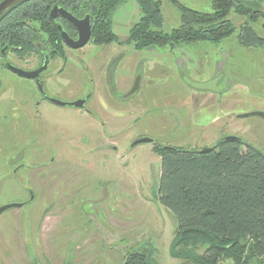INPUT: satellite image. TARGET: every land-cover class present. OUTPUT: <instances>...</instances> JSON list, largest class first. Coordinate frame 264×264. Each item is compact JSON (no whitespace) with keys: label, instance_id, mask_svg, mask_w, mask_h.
I'll return each instance as SVG.
<instances>
[{"label":"rangeland","instance_id":"rangeland-1","mask_svg":"<svg viewBox=\"0 0 264 264\" xmlns=\"http://www.w3.org/2000/svg\"><path fill=\"white\" fill-rule=\"evenodd\" d=\"M157 1L159 30L180 27V9ZM178 1L213 11L212 0ZM140 17L136 1L125 0L111 15L119 42L90 39L78 49L63 47V58L51 52L40 77L44 96L64 102L87 97L84 108L48 101L32 80L0 63V100L28 101L32 115L24 167L14 175L6 165L11 153L1 157L0 206H22L0 213V264H119L135 250L150 253L158 264H179L168 253L177 222L158 201L160 156L154 146L199 151L236 136L264 154V118L239 117L264 112V52L235 37L244 18L231 13L235 33L217 44L138 50L125 42ZM254 27L264 36L258 23ZM21 56L8 52L7 60L24 69L39 64L37 52ZM137 76L138 89L124 97ZM201 79L216 81L215 89L186 82ZM206 93L214 96L200 95ZM214 113L224 115L211 120ZM17 127L20 139L24 122L19 119ZM143 137L153 141L132 146Z\"/></svg>","mask_w":264,"mask_h":264},{"label":"trees","instance_id":"trees-1","mask_svg":"<svg viewBox=\"0 0 264 264\" xmlns=\"http://www.w3.org/2000/svg\"><path fill=\"white\" fill-rule=\"evenodd\" d=\"M125 0H27L16 4L0 20V45L18 55L48 42L55 54L63 42L50 8L61 3L77 17L90 14L95 44L119 42L112 30L113 10ZM141 17L125 43L142 50L150 46L170 49L198 42L219 43L236 28L229 15L244 18L235 35L244 47L264 52V0H212L213 11L202 12L168 0L180 9L181 25L170 32L159 30L163 18L157 0H135ZM38 23V26L35 25ZM71 36L75 28L61 23ZM45 38H43V36ZM47 38V39H46ZM89 39V40H90ZM160 156L158 201L177 222L169 254L181 264H264V154L239 137L222 138L206 151L155 145ZM119 264H158L150 253L129 251Z\"/></svg>","mask_w":264,"mask_h":264},{"label":"flooded vegetation","instance_id":"flooded-vegetation-1","mask_svg":"<svg viewBox=\"0 0 264 264\" xmlns=\"http://www.w3.org/2000/svg\"><path fill=\"white\" fill-rule=\"evenodd\" d=\"M24 1H27V0H23V1L19 2V3H22ZM54 5H57L58 7H61V3L60 4L55 3ZM14 6H16V4L13 5L12 7H10L8 10H6L0 16V20ZM51 8H50V10H51ZM50 10H49V13H50ZM49 13H48V16H49ZM51 19L53 20V22L56 25L57 29H58V25H61V23H63V21L68 22L65 18H63L61 16V14H58V16L56 18H51ZM59 34H60V31H59ZM76 35H77V33H76ZM73 38H76V37H73ZM61 39L62 38H61V35H60V42H59L60 47H61ZM62 42H63V40H62ZM34 44H35V49H32L31 51H29V53L37 52L39 54V64L35 68H33V69H24V68L19 67L18 65L14 64L12 62H9L7 60L8 52H10L11 54L15 55L16 57H20V55L18 56V53L16 52V50L13 47H10L9 45H4V46L0 45V63H1V66H2L4 71L11 73V74H13L14 76H16L18 78L28 79V78H24V77H21V76H18L17 74H15L13 71H11L10 69L7 68V64L10 63V64H12L14 66H17V67H19L21 69H24V70H35L36 68H38V67H40L42 65L43 60L46 57L47 58L46 68L44 70H42L39 73V76H38V81L41 83V88H42V91H43L42 80H41L40 77H41L42 73L45 72L47 67L49 66V64L51 62L50 61L51 60V52L54 53L53 51H55V50H53V49L49 50V47L46 44L42 43V42H37V43H34ZM63 47H67L64 44V42H63L62 49H63ZM67 48H69V47H67ZM69 49H73V48H69ZM58 54H61V51H59ZM61 57L63 58L62 55H61ZM21 58H22V56H21ZM30 80H32L35 83V87H36L37 91L40 93V96L44 97V94L40 92V90H39V88H38V86L36 84V79H30ZM86 113H89V112H86ZM19 119L22 122H24V124H25V127H24L25 129L22 130L20 139H18V127H17ZM31 119H32V115H31V113H30V111L28 109V101L15 102V101H12V100L11 101H9V100H6V101L0 100V162H1V157L3 155L11 153L12 159L9 161V163L7 162L6 165L8 164V166L11 167V173L14 174V175L17 174L18 171L20 169H22L24 167V165H25L22 162V159L27 153V146H28V143H29L28 140H29V136L31 134V127H30ZM2 136H5L6 138H4V139H6V140H2ZM17 141L25 142V145H21L20 147L17 148ZM19 153H20L19 160H17L14 163H11L12 160H14V158ZM29 197H30V200L32 198H34V194H33V192L31 190H29Z\"/></svg>","mask_w":264,"mask_h":264},{"label":"water","instance_id":"water-1","mask_svg":"<svg viewBox=\"0 0 264 264\" xmlns=\"http://www.w3.org/2000/svg\"><path fill=\"white\" fill-rule=\"evenodd\" d=\"M21 1H23V0H1L0 1V16L6 10H8L10 7H12L13 5H15ZM58 14H61V16L63 18H65L75 28L76 33H77L76 38H73L63 29L62 25H58V29L60 31V35H61V38H62L64 44L67 47L73 48V49H78V48L83 47L89 41L90 36H91L90 14H85L83 17L80 18V17H76L75 15H73L67 9H65L63 7H58L57 5H54L50 10L49 17L50 18H56L58 16ZM46 65H47V58L45 57L42 65L40 67L36 68L35 70H24V69H21L17 66H14L10 63L7 64V68L10 69L11 71H13L18 76L28 78V79H36V84H37L40 92L43 93L42 88H41V83L38 81V76H39V73L46 68ZM186 82L188 83V85H190L196 89H201V90H214L215 89V83H216V81H214V80H210V81H206V82H198V83H194L192 81L186 80ZM138 86H139V76H137L135 78L132 87L124 95V97L129 96L130 94L134 93L138 89ZM44 97L48 101H50L56 105H60V106L69 105V106H73L75 108H84L85 102L87 100V97H81V98L75 99L74 101H71V102H64V101H61L59 99H55V98H51V97H47V96H44ZM250 115H258V116L264 118V112H262V111H252V112L243 113V114H240L239 117L250 116ZM231 137H234V136H226L224 138L227 139V138H231ZM152 141L153 140L151 138L143 137V138H139V139L134 140L132 142V146L135 144H138V143H145V142H152ZM208 148L209 147H205L199 151L204 152ZM19 155H20V153L14 158V160H12L11 163H14L17 160H19ZM21 206H22V203L3 204L0 206V213L5 211L8 208L21 207Z\"/></svg>","mask_w":264,"mask_h":264},{"label":"crops","instance_id":"crops-1","mask_svg":"<svg viewBox=\"0 0 264 264\" xmlns=\"http://www.w3.org/2000/svg\"><path fill=\"white\" fill-rule=\"evenodd\" d=\"M206 80H208V79H201L199 82H206ZM200 95H204V96H206V97H213L214 96V94H208V93H206V94H200ZM79 98H81V97H79ZM77 99V98H76ZM227 113V112H226ZM219 114V113H218ZM216 114V113H214V115L212 116V118H211V120H214V119H216L217 117H221V114ZM222 115H224V114H222ZM168 253H169V247H168ZM170 255V254H169ZM174 258V257H173ZM175 259H177V258H175ZM179 260V259H178ZM180 261V260H179ZM179 264H181V261L180 262H178ZM225 264H233V261L232 260H230V259H228V260H226L225 261Z\"/></svg>","mask_w":264,"mask_h":264}]
</instances>
